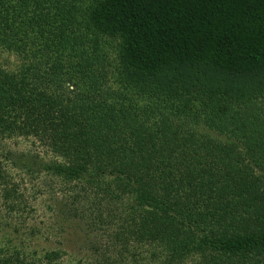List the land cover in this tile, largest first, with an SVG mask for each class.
Listing matches in <instances>:
<instances>
[{"label": "trees", "instance_id": "trees-1", "mask_svg": "<svg viewBox=\"0 0 264 264\" xmlns=\"http://www.w3.org/2000/svg\"><path fill=\"white\" fill-rule=\"evenodd\" d=\"M0 52V136L85 245L35 248L5 151L0 264H264V0H0Z\"/></svg>", "mask_w": 264, "mask_h": 264}, {"label": "rangeland", "instance_id": "rangeland-1", "mask_svg": "<svg viewBox=\"0 0 264 264\" xmlns=\"http://www.w3.org/2000/svg\"><path fill=\"white\" fill-rule=\"evenodd\" d=\"M0 62L4 66L12 67L15 62L14 56L6 52H2V53L0 52ZM172 70L173 69L169 71L170 75L169 73L168 75L169 76L173 75L171 77L173 80L175 76L174 74H177V73H172ZM209 72L210 71H208V74L210 75ZM211 74H212L210 75L211 78H209L211 79L210 83L212 84L213 82L214 85H216L217 87L235 86L234 82H236L239 85V87L243 85V83H241L239 79H235V81H231V78L229 80L221 74L214 75L212 72ZM5 151H12L13 153H16V156L14 157L13 160H11V162L7 164L5 163V165L7 166V169L13 174L15 181L16 180L19 181V179L22 178L23 183H24L23 187L28 189L30 193H32L33 191H43V194H41L40 199L38 197V199L35 201L34 210L32 212L30 211L26 216L28 226L33 225L37 227L38 229H40L39 234L37 233L36 238L34 237L33 239L34 240L33 245H35V248L36 249H39V248L40 249L41 248L52 249L56 247L57 248L64 247L65 250L67 251V254H68L67 256L69 258L78 259L79 257H81L82 254L85 253L81 250L85 247V245L79 242L78 240L81 235L79 228L76 227L77 231H79L76 234L73 233L74 229H71L72 226L70 227L69 233L67 235L64 234L61 236V234H59V231L69 227V224L67 221H61V218L64 215V208H66L63 205L65 202L61 199L62 201L60 203L59 199L57 200L55 199L53 201L50 198V193L53 192L52 189H55V188L52 185L53 180H51L50 177L46 176V174L42 172L41 166L38 164L39 161L37 159L39 157H43L39 147L35 143H32L30 140H26L23 138H13L11 140L9 139L6 140V139L1 138L0 136V160H4L1 156L2 154L6 153ZM37 153H39V156ZM28 158H32L33 160H35V162L31 163L30 166H26L23 164L24 161ZM88 196H89L87 197L88 201L85 200L86 201L85 205L90 206V204L93 203L91 200L93 197L91 195H88ZM50 199L52 201H49ZM58 202L59 204H57ZM45 203L46 204L52 203L53 210L50 211L46 207ZM2 204L3 203L0 198V217L5 218L7 217L5 215L6 211H4ZM59 221L62 222V225H63L62 229H60L58 226L59 224H57ZM9 222L10 220L6 222V225L4 226V229H3V231L6 233L11 232L10 230L12 229V228L7 227V224ZM15 222H17V220L13 219L11 224L14 225ZM47 232L50 233V235L44 234Z\"/></svg>", "mask_w": 264, "mask_h": 264}]
</instances>
